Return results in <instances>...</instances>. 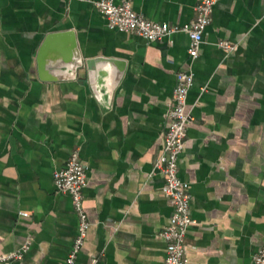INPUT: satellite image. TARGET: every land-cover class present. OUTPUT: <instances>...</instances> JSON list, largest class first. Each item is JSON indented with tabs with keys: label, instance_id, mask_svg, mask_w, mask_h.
<instances>
[{
	"label": "crops",
	"instance_id": "obj_1",
	"mask_svg": "<svg viewBox=\"0 0 264 264\" xmlns=\"http://www.w3.org/2000/svg\"><path fill=\"white\" fill-rule=\"evenodd\" d=\"M94 1L0 0V255L30 241L9 264H64L78 215L53 174L79 148L91 225L76 264H163L160 232L173 207L155 163L176 75L191 71L193 119L179 158L195 220L186 233L188 264H255L264 245V0H219L194 59L186 33L148 42L110 28ZM114 1L183 25L201 0ZM57 32L73 33L85 59L124 65L97 67L93 82L87 67L76 77L68 69L44 74L39 51ZM71 50L68 40L53 43L48 66L67 62Z\"/></svg>",
	"mask_w": 264,
	"mask_h": 264
},
{
	"label": "built area",
	"instance_id": "obj_2",
	"mask_svg": "<svg viewBox=\"0 0 264 264\" xmlns=\"http://www.w3.org/2000/svg\"><path fill=\"white\" fill-rule=\"evenodd\" d=\"M218 1L201 0L195 7V19L183 25L152 21L137 13L130 1L116 3L114 0H95L94 3L106 17L110 28L139 35L148 42L161 41L174 33H186L190 37L188 53L194 59L199 54L205 30L211 23V15ZM219 45L227 51L234 49V45L228 41H221ZM193 81L194 75L191 71H179L176 75L173 98L167 112L164 148L155 163V169L164 175L163 192L173 207L168 224L160 232L167 245L163 264H188L186 233L195 223L191 214L189 183L179 174V158L185 148L188 124L193 119L187 111L188 93ZM87 174L88 168L82 160L79 148H75L66 165L53 174L57 190L71 195L78 215L77 234L64 264H76L91 225L84 207ZM30 244L28 241L20 249L0 255V264L20 260ZM253 258L255 264H264V245L257 250ZM97 263L98 259H93L92 264Z\"/></svg>",
	"mask_w": 264,
	"mask_h": 264
},
{
	"label": "water",
	"instance_id": "obj_3",
	"mask_svg": "<svg viewBox=\"0 0 264 264\" xmlns=\"http://www.w3.org/2000/svg\"><path fill=\"white\" fill-rule=\"evenodd\" d=\"M64 40H68L72 50L70 51V56L68 57V60H66L67 62H62L60 61V63L54 66H48L47 61H48V55H49V50L51 48V45L55 42H62ZM38 61H39V69L42 73L44 74H48V68H56V69H68L69 70V77H76L78 74V70L83 69L85 67H87L88 69V73H89V77L91 82H93L94 80V76H95V69L101 65H116L118 63L123 64L119 61H117V59L114 58H107V57H103V56H96V57H92V58H84L81 55V52L79 51V48L77 47V43L76 40L73 36V33L68 32H57V33H50L49 35L46 36L45 40L43 41V44L41 45L40 51H39V55H38ZM119 73L115 80H113L111 82V84L109 85V88L106 90L107 94L109 95L108 97L111 96L117 82L118 79L120 77ZM96 90V89H94ZM97 95L99 94L97 91L95 92Z\"/></svg>",
	"mask_w": 264,
	"mask_h": 264
}]
</instances>
